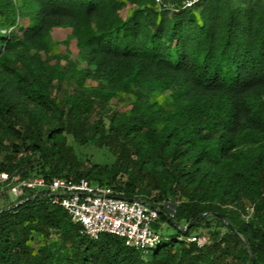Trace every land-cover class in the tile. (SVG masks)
Returning a JSON list of instances; mask_svg holds the SVG:
<instances>
[{"label":"trees","instance_id":"1","mask_svg":"<svg viewBox=\"0 0 264 264\" xmlns=\"http://www.w3.org/2000/svg\"><path fill=\"white\" fill-rule=\"evenodd\" d=\"M187 1L0 0V197L86 178L159 208L161 236L91 238L25 188L0 264H264V0Z\"/></svg>","mask_w":264,"mask_h":264},{"label":"built area","instance_id":"2","mask_svg":"<svg viewBox=\"0 0 264 264\" xmlns=\"http://www.w3.org/2000/svg\"><path fill=\"white\" fill-rule=\"evenodd\" d=\"M196 0H188L189 6ZM161 4V0H156ZM8 179L0 174V182ZM25 188H46L52 195V202L63 207L81 225V232L91 238L103 233L122 237L125 243L136 248L148 249L158 242L161 236L154 230L153 223L159 217V208L141 199H127L112 187L90 183L86 178L73 180L56 177L50 183L38 177L20 181L11 189L20 195ZM200 244L202 238L191 237Z\"/></svg>","mask_w":264,"mask_h":264},{"label":"rangeland","instance_id":"3","mask_svg":"<svg viewBox=\"0 0 264 264\" xmlns=\"http://www.w3.org/2000/svg\"><path fill=\"white\" fill-rule=\"evenodd\" d=\"M69 33V30L68 29H58L56 30L55 32H53V40L55 41H61L63 40L64 38H66L67 34ZM56 48H58L59 50L63 51L65 50V45L63 43H60ZM70 48L71 50L73 51V53L75 54L76 53V48H75V44L74 42H71L70 44ZM158 98L160 100H162V96H158ZM96 160L100 161L101 158L100 156H97L96 157ZM19 195L14 193L13 190L11 188H9L5 195H3L2 197H0V207L6 205V204H9L10 202L14 201ZM169 209L171 210L172 207L169 206ZM202 241L204 240L205 236H206V233H202ZM157 247V245H154L152 247H150V252L153 251V249H155Z\"/></svg>","mask_w":264,"mask_h":264}]
</instances>
